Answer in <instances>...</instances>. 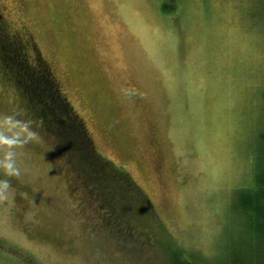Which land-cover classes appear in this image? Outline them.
Returning a JSON list of instances; mask_svg holds the SVG:
<instances>
[{
	"label": "rangeland",
	"instance_id": "374dc122",
	"mask_svg": "<svg viewBox=\"0 0 264 264\" xmlns=\"http://www.w3.org/2000/svg\"><path fill=\"white\" fill-rule=\"evenodd\" d=\"M5 30L32 41L151 207L146 228L115 226L0 69V136L25 141L20 175L0 168V264H170L141 235L156 223L198 264L257 246L233 202L264 130V0H0Z\"/></svg>",
	"mask_w": 264,
	"mask_h": 264
},
{
	"label": "trees",
	"instance_id": "16d2710c",
	"mask_svg": "<svg viewBox=\"0 0 264 264\" xmlns=\"http://www.w3.org/2000/svg\"><path fill=\"white\" fill-rule=\"evenodd\" d=\"M18 37L11 36L8 31L0 32V69L6 77L13 78L14 88L20 92L39 129L51 136L57 149L63 151L78 184L88 189L90 195L101 199L102 205L108 206L110 219L115 222V226L123 220L128 227L146 228L150 216L145 212L150 214L151 204L144 191L127 171L97 151L84 121L61 90L49 63L32 45V41ZM30 48L35 51L34 63L28 58ZM253 166V185L239 188L233 205L257 246L249 249V253H234L230 264H263L264 130L258 137ZM131 220L133 225H130ZM156 225V232L151 233L149 230L141 235H148L147 239L163 249L170 256V264H198L195 257L169 236L161 223Z\"/></svg>",
	"mask_w": 264,
	"mask_h": 264
},
{
	"label": "clouds",
	"instance_id": "9594fccd",
	"mask_svg": "<svg viewBox=\"0 0 264 264\" xmlns=\"http://www.w3.org/2000/svg\"><path fill=\"white\" fill-rule=\"evenodd\" d=\"M27 133V137L31 138L34 134L28 130V126L25 124L23 129ZM19 136L12 138L10 136H0V144L7 145V149L4 152L3 158L0 159V168L5 170V174L8 176H19L20 169L17 167L15 160L14 146L23 143ZM10 187L8 180H0V192Z\"/></svg>",
	"mask_w": 264,
	"mask_h": 264
},
{
	"label": "flooded vegetation",
	"instance_id": "af4514ba",
	"mask_svg": "<svg viewBox=\"0 0 264 264\" xmlns=\"http://www.w3.org/2000/svg\"><path fill=\"white\" fill-rule=\"evenodd\" d=\"M6 31V30H5Z\"/></svg>",
	"mask_w": 264,
	"mask_h": 264
}]
</instances>
